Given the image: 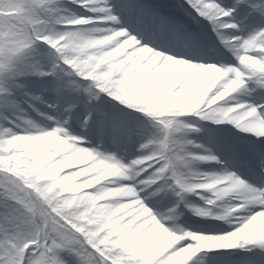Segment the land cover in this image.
<instances>
[{"label": "snow or ice", "instance_id": "1", "mask_svg": "<svg viewBox=\"0 0 264 264\" xmlns=\"http://www.w3.org/2000/svg\"><path fill=\"white\" fill-rule=\"evenodd\" d=\"M68 3L83 14L64 0H23L19 19L0 16V264H196L205 250L264 254V103L240 98L264 92V0ZM43 45L47 65L37 58ZM228 54L234 63L223 62ZM28 76L46 79L57 100L48 107L63 109V119L48 117L51 129L9 118L23 111L18 97L41 99L31 97ZM102 96L159 134L130 158L90 147L69 127L81 104L82 127L125 142L140 134L115 114L97 121L93 102ZM190 116L248 134L250 145L234 150L261 181L195 170L223 162L190 150L184 133L200 130ZM169 194L176 201L154 211ZM181 205L217 223L182 227Z\"/></svg>", "mask_w": 264, "mask_h": 264}, {"label": "rangeland", "instance_id": "2", "mask_svg": "<svg viewBox=\"0 0 264 264\" xmlns=\"http://www.w3.org/2000/svg\"><path fill=\"white\" fill-rule=\"evenodd\" d=\"M64 3L67 4V6L77 15L83 14V11L81 9H78L75 5H71L68 3V0H64ZM6 11H9L7 14ZM0 16H3L6 19H9L11 21H15L20 18L21 13L20 10L17 7H12L7 4L3 5V8L0 9ZM259 23V18H255L252 20V22L249 24V27L246 29V31L251 30L252 27L256 26ZM39 53L41 55V61L47 65V63L50 60V50L48 47L42 46L41 50H39ZM224 63H234L233 58H227L223 61ZM25 83L29 86L28 90L31 93V97L39 96L41 99L36 100L34 98L30 97H18L24 98L27 102L26 105L24 104V100H20V108L23 109V111H10L8 113L9 118L16 120L21 127L26 126V122H32L38 127H42L45 129H51L54 125V121L49 120L48 117L50 116H56L57 118L63 119V116L61 115L63 109H60V112H57L55 108H49L48 104H57L56 97L54 93L51 91H46V79H41L40 77L36 76H28L25 79ZM82 99H86L84 97H81ZM252 103H261L260 98L255 99L251 101ZM97 106V111L95 112V117L97 121H104L107 119L106 114H115L119 116L122 120L132 123L136 126H138L140 130V134L137 135L133 141L131 142H125L122 141L119 137H116L113 135L110 129L101 130L95 125L90 128H84L82 127L81 121L83 119V116L87 114L88 109L84 104H81L79 107V110L76 113V116L74 117L73 121L70 123L69 127L70 130L78 135V136H85L87 138V141L89 142L90 147H97L99 146L103 151L105 152H114L118 156H123L125 158H130L131 156L136 154V147H138V144L143 142L145 139L152 135H158V130L155 129L152 124L149 122V120L143 116L139 115L137 113L129 114L126 110L121 112L120 108H115L112 103H114V99L112 101H109L107 97L102 96L99 100L93 102ZM115 104V103H114ZM30 105V106H29ZM30 107V108H29ZM27 108V109H26ZM30 109V111H29ZM33 112V113H31ZM189 121L194 123L197 128H199V131H188L185 134L186 137H189L190 141H193L194 143L192 145H188L190 150L192 152H198L200 154H205L204 150L208 149L211 150L215 155H217L220 160L223 162L221 164L215 163V162H208L204 163L205 166H201L199 170L207 172V173H221L224 169H228L229 171H236L238 174H240V171L238 168H240L241 165V159L231 157L226 158L225 153L222 157V151H224L221 146V144L218 142L216 145H214L212 139L214 136H217L218 138L220 135L225 136L227 135L225 131H221L222 133L218 132H212V131H206L200 126V119L195 117H189ZM227 123H222V126H226ZM211 141L210 144L208 143ZM207 142V143H206ZM251 140L250 139H244L243 140V146L250 145ZM195 145H202V148H197ZM215 146V148H214ZM235 149V148H233ZM236 152V151H235ZM245 163V162H244ZM246 166H249L247 163H245ZM67 171V170H65ZM103 183V181L101 182ZM195 199L192 195L189 196L188 201L192 206H202L203 201L202 200H193ZM176 197L172 194H169L166 202L164 204L159 203H153L152 207L153 209L157 207L161 209L163 206H169L172 205L176 201ZM156 208L155 210H159ZM184 207H181L180 210H182ZM190 209V208H189ZM190 211H192L190 209ZM191 215L188 217L189 220H193V214L194 212H190ZM196 219V218H195ZM190 222V221H188ZM179 224V223H178ZM180 226L184 227L181 224ZM207 250H205L204 254H207Z\"/></svg>", "mask_w": 264, "mask_h": 264}, {"label": "bare ground", "instance_id": "3", "mask_svg": "<svg viewBox=\"0 0 264 264\" xmlns=\"http://www.w3.org/2000/svg\"><path fill=\"white\" fill-rule=\"evenodd\" d=\"M231 57V54L226 55L225 57H223L222 59L226 58V57ZM252 96H259V97H264V92H260L259 90L252 93L251 95H244L241 96L240 98L242 100H247L250 101L252 99ZM263 103V101L261 102ZM216 131L220 132L221 130H236L238 132V136H236L235 134H233L232 132L228 131V134L225 136L220 135L219 139L218 137L214 136V142H221V145H227L228 146V152H232V148H229V146H231V143L234 144H238V146L240 145L241 142V137L242 136H246L248 138V134L242 133L241 131L237 130L235 128V126L231 125V124H227L225 127L220 128L219 126L217 128H214ZM222 133V132H220ZM215 148V147H214ZM237 157L240 158L239 154L236 153ZM241 159V158H240ZM201 166H205L204 163H196L194 165V169L198 170L200 172H203L200 169ZM241 173L243 174V176L245 177L246 175H249L253 180L257 181V183H259L261 181V176L258 174H250V170L245 168V169H241ZM190 196V195H189ZM188 196V197H189ZM187 197V199H188ZM193 197L196 199H200L197 195H193ZM169 206H163L161 207L162 210H160L157 205L156 208H158L159 210H155L154 211H167V208L170 207ZM190 210V209H189ZM185 214H188L187 211L182 212V214L179 216V219L181 220L182 224L186 225L187 229H192V230H205V229H209L212 228L214 226L215 221H213L212 223H206L203 224V222L200 223H196V222H192L190 221L189 223L187 222L186 219H184L183 216H185ZM243 214V213H242ZM197 218H199V216L195 215ZM193 223H195V225H192ZM225 227H228L227 224H225ZM215 251H219V252H224L227 254H223V255H214L213 256H208L205 254H198V258L196 259V264H256L258 262V260L260 258L264 259V254H257V255H253L252 253H248V252H244L240 249H236V250H215ZM238 251L237 254H235V252ZM245 253L244 255L241 256L242 253Z\"/></svg>", "mask_w": 264, "mask_h": 264}, {"label": "trees", "instance_id": "4", "mask_svg": "<svg viewBox=\"0 0 264 264\" xmlns=\"http://www.w3.org/2000/svg\"><path fill=\"white\" fill-rule=\"evenodd\" d=\"M14 2H7L6 4L12 7H17L20 10L21 15H23V7H22V3L23 0H13ZM6 13L8 14L9 11H6Z\"/></svg>", "mask_w": 264, "mask_h": 264}]
</instances>
